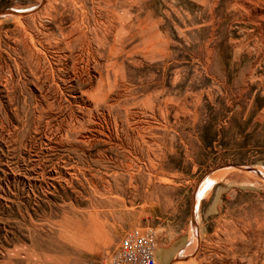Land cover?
<instances>
[{
  "label": "rangeland",
  "instance_id": "rangeland-1",
  "mask_svg": "<svg viewBox=\"0 0 264 264\" xmlns=\"http://www.w3.org/2000/svg\"><path fill=\"white\" fill-rule=\"evenodd\" d=\"M144 227L158 264H264V0H0V264Z\"/></svg>",
  "mask_w": 264,
  "mask_h": 264
},
{
  "label": "built area",
  "instance_id": "built-area-1",
  "mask_svg": "<svg viewBox=\"0 0 264 264\" xmlns=\"http://www.w3.org/2000/svg\"><path fill=\"white\" fill-rule=\"evenodd\" d=\"M158 237L154 228L129 231L116 252L102 264H158Z\"/></svg>",
  "mask_w": 264,
  "mask_h": 264
},
{
  "label": "water",
  "instance_id": "water-1",
  "mask_svg": "<svg viewBox=\"0 0 264 264\" xmlns=\"http://www.w3.org/2000/svg\"><path fill=\"white\" fill-rule=\"evenodd\" d=\"M246 170H248V171H252V172L256 173L257 175H261V173L258 172V171H256V170H253V169H246Z\"/></svg>",
  "mask_w": 264,
  "mask_h": 264
},
{
  "label": "bare ground",
  "instance_id": "bare-ground-1",
  "mask_svg": "<svg viewBox=\"0 0 264 264\" xmlns=\"http://www.w3.org/2000/svg\"><path fill=\"white\" fill-rule=\"evenodd\" d=\"M211 181L213 182V180H211ZM211 185H212V184H211ZM206 188H208V187H206ZM208 189H209V188H208ZM208 189H206V190H208ZM204 190H205V189H200L198 194L202 193ZM203 193H204V192H203ZM203 193H202V194H203ZM197 205H198V204H197ZM245 249H246V248H245ZM245 249H244V250H245ZM245 251H246V250H245ZM157 259H158V258H157Z\"/></svg>",
  "mask_w": 264,
  "mask_h": 264
}]
</instances>
